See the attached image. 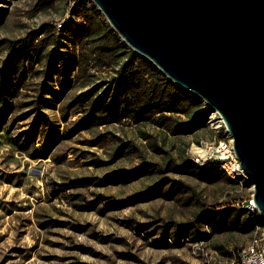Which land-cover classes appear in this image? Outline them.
<instances>
[{
	"label": "rangeland",
	"instance_id": "1",
	"mask_svg": "<svg viewBox=\"0 0 264 264\" xmlns=\"http://www.w3.org/2000/svg\"><path fill=\"white\" fill-rule=\"evenodd\" d=\"M97 13L0 0V264H208L260 239L253 185L193 161L228 137L214 112L162 108Z\"/></svg>",
	"mask_w": 264,
	"mask_h": 264
},
{
	"label": "water",
	"instance_id": "2",
	"mask_svg": "<svg viewBox=\"0 0 264 264\" xmlns=\"http://www.w3.org/2000/svg\"><path fill=\"white\" fill-rule=\"evenodd\" d=\"M131 51L216 112L264 218V0H90Z\"/></svg>",
	"mask_w": 264,
	"mask_h": 264
},
{
	"label": "built area",
	"instance_id": "3",
	"mask_svg": "<svg viewBox=\"0 0 264 264\" xmlns=\"http://www.w3.org/2000/svg\"><path fill=\"white\" fill-rule=\"evenodd\" d=\"M69 2L74 4L76 0H69ZM200 150V152L194 153L195 164L205 167L210 162H218L228 179L241 185L248 183L247 177L239 167L240 164L234 154L230 137L222 139L216 144L205 145ZM245 209L249 213L257 212L253 201L245 204ZM208 264H264V233L260 239L248 246L231 250L226 259Z\"/></svg>",
	"mask_w": 264,
	"mask_h": 264
},
{
	"label": "trees",
	"instance_id": "4",
	"mask_svg": "<svg viewBox=\"0 0 264 264\" xmlns=\"http://www.w3.org/2000/svg\"><path fill=\"white\" fill-rule=\"evenodd\" d=\"M96 15L100 16V13H97ZM110 33H113V31H110ZM114 42H116V43L119 42V38L116 35H114ZM129 54H130L131 58H133L135 56L134 52L131 51V50H130ZM56 64H61V61L56 62ZM148 64H149L150 68H152L154 71H156V69H155V67L153 65H151L150 63H148ZM122 71L123 70H121L120 73H122ZM129 73H130V75L128 76L129 83L124 84V86L128 90H129L131 82H132L131 79L134 80L135 79L134 76L136 74L132 70ZM158 74H160V72H158ZM161 80H162L161 89H159L158 91L154 89V91L151 92V95L154 96V99L160 100L159 104L162 106V108H164V109L167 108L168 109V108H170L171 105L176 103V101L177 102H183V100H184L187 103H189V105L198 104L200 102L197 97H195V96H193L191 94H184L181 89H179L178 87L173 85V83H171L169 80H167L162 75H161ZM149 97H152V96L148 95V98ZM145 100L147 101L148 99L145 98ZM149 100H151V98H149ZM143 103H144V101H142V104H141V102H139L138 104L142 107ZM184 132H186V129H184ZM210 165L219 166V163L218 162H210L209 165L205 166L204 168H207ZM250 214L256 215L258 213L254 212V213H250Z\"/></svg>",
	"mask_w": 264,
	"mask_h": 264
},
{
	"label": "bare ground",
	"instance_id": "5",
	"mask_svg": "<svg viewBox=\"0 0 264 264\" xmlns=\"http://www.w3.org/2000/svg\"><path fill=\"white\" fill-rule=\"evenodd\" d=\"M214 114H215V116H216V119H218L219 121H218V123H219V126H223L224 127V125H223V121L220 119V117H219V115L216 113V112H214ZM215 119V120H216ZM225 128V127H224ZM226 134H227V136L228 137H230V135L226 132ZM198 150V149H197Z\"/></svg>",
	"mask_w": 264,
	"mask_h": 264
}]
</instances>
